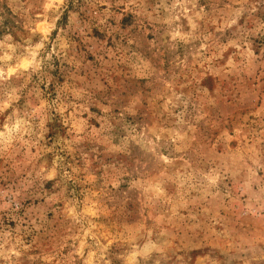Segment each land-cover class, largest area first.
I'll return each instance as SVG.
<instances>
[{"label":"rangeland","instance_id":"1","mask_svg":"<svg viewBox=\"0 0 264 264\" xmlns=\"http://www.w3.org/2000/svg\"><path fill=\"white\" fill-rule=\"evenodd\" d=\"M0 264H264V0H0Z\"/></svg>","mask_w":264,"mask_h":264}]
</instances>
